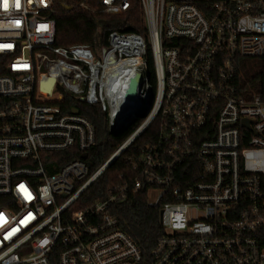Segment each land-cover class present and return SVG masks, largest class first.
<instances>
[{
	"label": "built area",
	"instance_id": "built-area-1",
	"mask_svg": "<svg viewBox=\"0 0 264 264\" xmlns=\"http://www.w3.org/2000/svg\"><path fill=\"white\" fill-rule=\"evenodd\" d=\"M58 1L0 0V264H141L109 211L127 183L80 198L158 119L129 160L130 189L161 207L152 264H264V74L241 70L264 58V0H139L146 34L112 30L96 46L61 37ZM89 1L111 15L131 2ZM65 93L130 130L92 172L95 127L64 110ZM67 151L83 157L61 163Z\"/></svg>",
	"mask_w": 264,
	"mask_h": 264
},
{
	"label": "trees",
	"instance_id": "trees-1",
	"mask_svg": "<svg viewBox=\"0 0 264 264\" xmlns=\"http://www.w3.org/2000/svg\"><path fill=\"white\" fill-rule=\"evenodd\" d=\"M82 1L91 2L89 0H59L56 3L54 13L57 20L66 19L61 21L63 30L73 24V21L67 18H81L91 25L93 32L90 40L74 32L70 33L72 37L81 42L89 43L91 46H96L99 43L106 44L108 34L112 30L136 32L144 35L147 32L144 12L139 0H131L129 8L117 15L82 8L79 6ZM96 4L92 3V5ZM66 6L72 7V9L67 10ZM75 27L80 28V25H75ZM148 59L150 66H153L150 52ZM241 67L243 80L245 78L251 81L255 78L257 80L260 76L263 77L264 74V58L243 59ZM2 73H4V69L0 58V74ZM261 79L263 80V78ZM259 82L261 84L262 81ZM62 105L65 111H70L73 107L77 108L79 113L86 116L95 127L96 144L88 152L92 172L115 151L130 130H123L120 133L111 132L108 128L106 113L99 105L84 103L69 93L64 94ZM159 128L160 120L158 119L110 165L101 177L91 184L80 198V205L88 206L94 201L107 199L114 187L127 183L129 189L126 190L123 197L116 198L110 203L109 211L117 219L118 226L129 234L140 247L142 252L141 264H152L154 258L151 251L158 238L164 233V229L160 222V204L148 205V191L146 188L135 191L130 189L132 181L139 177V173L138 171H132L129 160L130 158L138 159L140 148L148 142L156 141ZM63 154L65 157H63L61 163L83 157V153L80 151H67Z\"/></svg>",
	"mask_w": 264,
	"mask_h": 264
},
{
	"label": "rangeland",
	"instance_id": "rangeland-1",
	"mask_svg": "<svg viewBox=\"0 0 264 264\" xmlns=\"http://www.w3.org/2000/svg\"><path fill=\"white\" fill-rule=\"evenodd\" d=\"M68 20H72L73 24L71 26H69L68 28H66L65 30L62 29L61 26V21L62 20H66V19H61L59 22L60 25V35L63 39H65V41H69V40H73L75 38H73L70 33L74 32L76 34L82 35V34H88L91 33L92 31V27L89 23L85 22L84 20H77V19H71V18H67ZM75 25H80V28H75L73 29V27H75ZM68 34V35H67ZM245 59H260V58H245ZM154 194V193H153Z\"/></svg>",
	"mask_w": 264,
	"mask_h": 264
},
{
	"label": "water",
	"instance_id": "water-1",
	"mask_svg": "<svg viewBox=\"0 0 264 264\" xmlns=\"http://www.w3.org/2000/svg\"><path fill=\"white\" fill-rule=\"evenodd\" d=\"M67 10H71V7H69V6H66L65 7ZM130 92H131V97H133L134 95H135V93H136V86H135V84H132V86H131V90H130ZM73 112L74 113H77L78 112V109L77 108H74L73 109ZM243 124L247 127L248 126V120H244L243 121ZM124 129L122 128V124H119L115 129H113L111 132H113V133H120V132H122ZM86 157V155H84V158Z\"/></svg>",
	"mask_w": 264,
	"mask_h": 264
}]
</instances>
